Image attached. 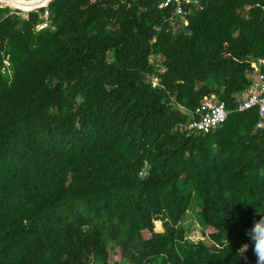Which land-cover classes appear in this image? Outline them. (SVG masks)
<instances>
[{
    "label": "trees",
    "instance_id": "16d2710c",
    "mask_svg": "<svg viewBox=\"0 0 264 264\" xmlns=\"http://www.w3.org/2000/svg\"><path fill=\"white\" fill-rule=\"evenodd\" d=\"M161 2L0 7V264H256L264 0ZM212 95L226 119L184 131Z\"/></svg>",
    "mask_w": 264,
    "mask_h": 264
},
{
    "label": "built area",
    "instance_id": "2783aa9c",
    "mask_svg": "<svg viewBox=\"0 0 264 264\" xmlns=\"http://www.w3.org/2000/svg\"><path fill=\"white\" fill-rule=\"evenodd\" d=\"M190 0H162L160 7L173 6L174 16L184 17L186 10L183 6L189 3ZM187 24V21H184ZM47 25V21L43 23V27ZM258 64L264 65V58H259ZM253 86L249 87L248 91L238 104V110L244 111L258 105L260 115H264V75L255 73L253 76ZM196 117L191 119L187 126H182L184 131L190 132L196 130L207 133L213 130L217 125L223 122L228 116V110L223 102H220L214 95L205 97L193 112ZM248 248V247H247Z\"/></svg>",
    "mask_w": 264,
    "mask_h": 264
},
{
    "label": "clouds",
    "instance_id": "9594fccd",
    "mask_svg": "<svg viewBox=\"0 0 264 264\" xmlns=\"http://www.w3.org/2000/svg\"><path fill=\"white\" fill-rule=\"evenodd\" d=\"M50 1L51 0H49V2ZM47 4H45L43 6H38V7L39 8L40 7H46ZM38 7H36V8H38ZM31 10L33 11V9H31ZM31 10H28V12ZM48 15H49L48 11H45V13L43 15V20L36 26L37 29H44V28L49 27L50 23H49V16ZM45 21H47V25L43 27L42 25H43V23H45ZM153 81H154V83H156V78L153 79ZM247 236H248V239L253 246V251L257 257L256 264H264V216H261L260 219L255 220L253 222L251 228L247 230ZM247 247H248L247 244L241 245L239 252L243 253L244 251H246Z\"/></svg>",
    "mask_w": 264,
    "mask_h": 264
},
{
    "label": "rangeland",
    "instance_id": "374dc122",
    "mask_svg": "<svg viewBox=\"0 0 264 264\" xmlns=\"http://www.w3.org/2000/svg\"><path fill=\"white\" fill-rule=\"evenodd\" d=\"M19 1L23 4L24 7H34L36 5L40 6V5H43V2H44V0H38V1L37 0H25V1L19 0ZM19 1L14 0L12 2L10 0H0V7L8 6L12 10H19V13L21 15L26 16L28 13V10H31V9H25V8L21 7L19 4ZM9 5H12V6H9ZM38 8H32V9L37 10ZM188 214L189 215L187 218V223L191 226V230H190V232L187 233V235H186L187 238L191 241L203 240L205 242H208L209 240H208L207 236L201 235V233H200L201 228H200L199 224L196 222V218L194 217L193 213L191 211H189ZM242 254H243V256L245 255L244 252ZM111 259L116 260V259H118V256L112 254Z\"/></svg>",
    "mask_w": 264,
    "mask_h": 264
},
{
    "label": "bare ground",
    "instance_id": "6f19581e",
    "mask_svg": "<svg viewBox=\"0 0 264 264\" xmlns=\"http://www.w3.org/2000/svg\"><path fill=\"white\" fill-rule=\"evenodd\" d=\"M10 1L13 2L14 0H10ZM15 1H19V0H15ZM21 1H25V0H21ZM37 1H38V0H37ZM47 1H48V0H44L45 3L43 2V5L46 4ZM26 2H27V1H26ZM37 3H38V2H37ZM4 4H5V3H4ZM19 4H20L21 7L25 8V9H32V8H36V7L38 6V5H36V6H34V7H24L23 4H22L20 1H19ZM11 6H12V5H11Z\"/></svg>",
    "mask_w": 264,
    "mask_h": 264
},
{
    "label": "water",
    "instance_id": "95a60500",
    "mask_svg": "<svg viewBox=\"0 0 264 264\" xmlns=\"http://www.w3.org/2000/svg\"><path fill=\"white\" fill-rule=\"evenodd\" d=\"M40 6H43V5H40Z\"/></svg>",
    "mask_w": 264,
    "mask_h": 264
}]
</instances>
